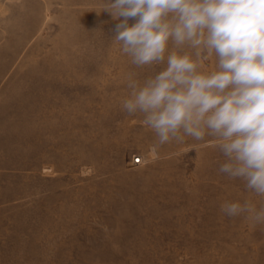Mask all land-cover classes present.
Instances as JSON below:
<instances>
[{"label":"rangeland","instance_id":"1","mask_svg":"<svg viewBox=\"0 0 264 264\" xmlns=\"http://www.w3.org/2000/svg\"><path fill=\"white\" fill-rule=\"evenodd\" d=\"M105 3L0 0V264H264V224L221 211L264 197L216 138L159 145L123 110L166 62L133 65Z\"/></svg>","mask_w":264,"mask_h":264},{"label":"clouds","instance_id":"2","mask_svg":"<svg viewBox=\"0 0 264 264\" xmlns=\"http://www.w3.org/2000/svg\"><path fill=\"white\" fill-rule=\"evenodd\" d=\"M104 10L123 18L113 39L133 65L166 62L143 82L129 77L123 110L142 114L159 145L216 138L226 158L218 171L264 197V0H106ZM211 55L214 70L201 71ZM221 211L264 224V206L249 201Z\"/></svg>","mask_w":264,"mask_h":264},{"label":"built area","instance_id":"3","mask_svg":"<svg viewBox=\"0 0 264 264\" xmlns=\"http://www.w3.org/2000/svg\"><path fill=\"white\" fill-rule=\"evenodd\" d=\"M139 161H140V157L136 156V157L133 158V162H134V163H137V162H139Z\"/></svg>","mask_w":264,"mask_h":264}]
</instances>
